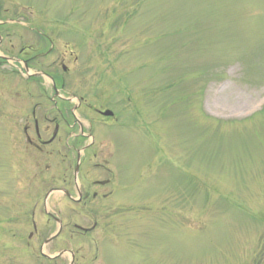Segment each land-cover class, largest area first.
I'll return each instance as SVG.
<instances>
[{
	"label": "rangeland",
	"instance_id": "1",
	"mask_svg": "<svg viewBox=\"0 0 264 264\" xmlns=\"http://www.w3.org/2000/svg\"><path fill=\"white\" fill-rule=\"evenodd\" d=\"M11 1L77 56L104 150L78 179L74 154L17 152L0 68V264H264V0ZM101 163L110 197L48 195L95 191Z\"/></svg>",
	"mask_w": 264,
	"mask_h": 264
},
{
	"label": "flooded vegetation",
	"instance_id": "2",
	"mask_svg": "<svg viewBox=\"0 0 264 264\" xmlns=\"http://www.w3.org/2000/svg\"><path fill=\"white\" fill-rule=\"evenodd\" d=\"M9 4L4 7L0 0V68L5 70L8 66L16 76L11 83L14 147L17 152L22 150L38 156L65 153L60 161L64 173L71 166L70 161L68 164L66 161L68 154H74L72 177L78 179L81 155L92 149L94 161L104 147L94 130L84 128L82 110L87 106L84 98L67 92L71 78L77 80L82 76L81 67L72 72L77 56L68 51L64 38L36 31L32 17L22 13L26 9L21 8L20 12L12 1ZM35 33L41 34L42 39H37ZM2 98L1 91L0 100ZM106 111L96 110V115L102 117ZM104 164L92 166L109 177L93 181L95 191L89 193L76 186L71 194L61 188H51L48 195L55 193L71 201L87 200L89 196L92 200L98 196L105 200L111 192L103 194L100 191L112 184L114 176ZM61 180L64 182L66 178ZM51 219L59 221L55 217Z\"/></svg>",
	"mask_w": 264,
	"mask_h": 264
},
{
	"label": "water",
	"instance_id": "3",
	"mask_svg": "<svg viewBox=\"0 0 264 264\" xmlns=\"http://www.w3.org/2000/svg\"><path fill=\"white\" fill-rule=\"evenodd\" d=\"M103 116H112V113L109 112V111H106V112L103 113ZM75 170H76V169H75ZM56 222H57V224H58V229H57V231L55 232V234H53V235L50 236L47 240H45V241L43 242V245H47L48 243H50L53 239H55V238L59 235L60 230H61V222H60V221H56ZM41 254H42V253H41ZM64 254H70V255H71V260H70L69 264H72V254H71V253H68L67 251H61V252H59L57 255H55V256H53V257H51V258H49V259H53V258H56V257L62 256V255H64ZM45 257H46V256H45ZM47 258H48V257H47Z\"/></svg>",
	"mask_w": 264,
	"mask_h": 264
}]
</instances>
